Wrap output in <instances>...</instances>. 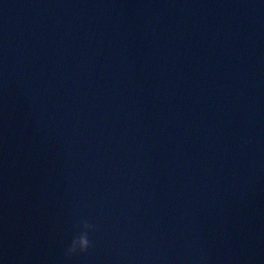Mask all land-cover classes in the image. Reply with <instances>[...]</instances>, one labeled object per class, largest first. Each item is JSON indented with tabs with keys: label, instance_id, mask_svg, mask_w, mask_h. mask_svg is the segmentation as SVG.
Wrapping results in <instances>:
<instances>
[{
	"label": "water",
	"instance_id": "95a60500",
	"mask_svg": "<svg viewBox=\"0 0 264 264\" xmlns=\"http://www.w3.org/2000/svg\"><path fill=\"white\" fill-rule=\"evenodd\" d=\"M0 264H264V0H0Z\"/></svg>",
	"mask_w": 264,
	"mask_h": 264
},
{
	"label": "clouds",
	"instance_id": "9594fccd",
	"mask_svg": "<svg viewBox=\"0 0 264 264\" xmlns=\"http://www.w3.org/2000/svg\"><path fill=\"white\" fill-rule=\"evenodd\" d=\"M75 235L65 252V258L71 260L73 257L86 253L92 247L89 233L94 231V225L87 220H82L77 226Z\"/></svg>",
	"mask_w": 264,
	"mask_h": 264
}]
</instances>
